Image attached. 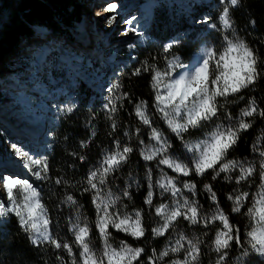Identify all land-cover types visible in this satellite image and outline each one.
Listing matches in <instances>:
<instances>
[{
    "label": "clouds",
    "instance_id": "clouds-1",
    "mask_svg": "<svg viewBox=\"0 0 264 264\" xmlns=\"http://www.w3.org/2000/svg\"><path fill=\"white\" fill-rule=\"evenodd\" d=\"M241 6L214 3L208 37L191 53L202 55L195 66L167 56L163 65L143 61L152 98L138 97L123 127L114 101L128 94L106 97L111 144L91 162L70 153L88 162L85 171L53 177L46 160L21 154L44 183L5 177L6 236L14 214L28 245L45 252L43 264H264V132L247 154L239 151L256 117L264 118L249 94L264 80V57L239 29L233 13Z\"/></svg>",
    "mask_w": 264,
    "mask_h": 264
},
{
    "label": "trees",
    "instance_id": "trees-1",
    "mask_svg": "<svg viewBox=\"0 0 264 264\" xmlns=\"http://www.w3.org/2000/svg\"><path fill=\"white\" fill-rule=\"evenodd\" d=\"M103 1L105 0H90L88 7L102 6ZM147 1L149 2L148 11L151 10L152 15L151 24L155 34L161 40V45L137 53L138 55L134 57L136 64L119 77L118 96H123L124 93L128 94L122 101L114 102L118 109V114L114 118L118 119L121 127L129 121L132 104L138 97L151 101L152 92L149 81L152 78V69L149 68L145 72L143 61L147 59L149 64L157 65L166 64L168 61L189 64L193 62L199 55L198 53L194 56L191 55L193 47L197 42L208 37L207 24L215 19L212 9L215 2L219 3V0H153L152 3L150 0ZM241 3L242 6L234 10L233 13L237 18L239 29H243L245 35L251 34L248 38L259 48L262 57H264V44L260 43V40L264 39V0H241ZM200 13L205 14L202 23H193ZM85 14V9L74 0H19L14 6L10 20L4 23L0 32V64L9 63V58L6 56L14 49L20 36H32V25L35 21L45 25L50 32L72 40L75 35L80 34L79 25ZM208 15L211 16L208 21H205V16ZM253 19L256 21L255 28L250 23ZM182 29L189 32V35L184 39L178 38L173 41L174 37L181 34ZM197 34L200 37L195 39ZM168 42H171L172 48L170 52L162 54V50ZM134 50L131 49V51ZM57 51L54 49V52ZM127 54L130 57L129 51ZM11 56H15L11 59H17V55ZM81 56L84 58L83 55ZM165 56L168 57V61L164 59ZM57 60L55 55L50 64L48 62L40 64L32 81L39 88L29 95L33 98V107L41 109L42 104H47L46 102L49 100L47 97H43L41 92L43 94L50 92V88L54 86L53 79L56 81L69 79L79 85L80 101L71 112L62 115L60 137L54 140L43 153V159L49 165L50 176H60L64 173L76 176L86 170L88 162L95 160L105 144H111L112 138H108L105 133V128L109 124L108 110L103 107L99 97L104 75L88 62L82 61L80 68L76 69L72 66L63 67L57 63ZM136 68L141 69L140 76L133 75ZM249 94L257 96L260 107H264V80ZM45 109L47 112H51L49 104ZM32 115L35 117L36 123L40 122L42 118L48 119V116L44 117L40 111L32 113ZM261 132H264V118L257 116L254 128L246 134V139L242 141L239 151L247 154L249 143L254 134ZM92 133H96V135L92 136ZM81 139L91 140L85 150H81L79 147ZM72 151L87 154L88 162L81 164L78 156L70 155ZM43 183L37 182V186ZM10 217L9 235L6 236V231L0 229V264H32V261H35L36 264H43V260L39 257H43L45 252L36 246L30 247L27 235L18 226L17 218L14 214H10ZM4 222V218H0V223Z\"/></svg>",
    "mask_w": 264,
    "mask_h": 264
},
{
    "label": "rangeland",
    "instance_id": "rangeland-1",
    "mask_svg": "<svg viewBox=\"0 0 264 264\" xmlns=\"http://www.w3.org/2000/svg\"><path fill=\"white\" fill-rule=\"evenodd\" d=\"M74 1L80 3L86 13L84 22H80L81 32L78 36L75 35L74 39L70 40L63 35L50 32L45 25L35 21L36 27L32 25V36H20L14 49L7 54L6 57L12 63L0 64V188L5 180L3 174L14 180L27 179L37 185L38 181L33 175L36 169L32 168L30 171L28 162L20 153L31 155L33 159H43L45 150L60 137L62 115L69 113L68 108L73 109L80 101L78 84L69 79L57 81L53 79L55 87H51L50 92L46 94L41 92L43 97L49 99L46 103L49 104L51 112L46 111L45 103L41 109L33 107V98L29 94L39 88L32 81L42 62L50 64L56 55L57 63L63 67L72 66L77 69L80 68L82 61L94 65L99 69V73L104 75L99 94L104 105L107 103L106 97L113 95V92L118 96L119 89H112V85L119 84V77L136 64L135 55L150 47L161 45V40L151 24L152 15L151 10L148 11L147 0L103 1L102 6L106 7L102 11L107 13L99 18L98 27L95 26L97 34L87 25V18L91 17L88 7L90 0ZM111 1L114 2L105 5ZM152 1L150 0L151 3ZM18 2L19 0H0V32L4 23L10 20L14 6ZM112 5L115 7H110ZM97 7L101 8L99 5ZM204 15L200 13L193 23L201 24ZM113 17L115 19L108 24L107 21ZM91 18H94V14ZM181 31L173 41L189 35L184 29ZM90 32L94 33L92 38ZM199 37L198 35L195 39ZM54 49L58 51L54 52ZM11 55H17V59H11L15 57ZM39 111L44 117L48 116V119L45 117L36 123L32 113ZM0 199H4L2 191ZM5 203L8 204L6 199Z\"/></svg>",
    "mask_w": 264,
    "mask_h": 264
},
{
    "label": "bare ground",
    "instance_id": "bare-ground-1",
    "mask_svg": "<svg viewBox=\"0 0 264 264\" xmlns=\"http://www.w3.org/2000/svg\"><path fill=\"white\" fill-rule=\"evenodd\" d=\"M114 1H111L109 4H111V3H113ZM106 7V6H105ZM105 7H101V8H98L97 7V10H101V11H99V12H97V13H99V15H97V13L95 12L94 13V18H87V25L89 26L88 28H90L95 34H97V30H96V28H95V26H97L98 27V21H100V19L99 18H101V17H103L107 12H103L102 10L105 8ZM85 16V15H84ZM84 16H83V19H82V23L84 22ZM96 18V19H95ZM104 20H106V18H104ZM79 29H81L80 28V26H79ZM93 32H90L89 34H90V37L92 38L93 36H94V33ZM201 59H202V55L201 54H199L197 57H196V59L190 64L191 66H195L196 64H198L200 61H201ZM9 63H12V61L11 60H9L8 61ZM5 170H7V171H9L8 169H5ZM10 172V171H9ZM3 176H4V178L5 177H9L8 175H5V174H3ZM1 182V181H0ZM4 182V181H3Z\"/></svg>",
    "mask_w": 264,
    "mask_h": 264
},
{
    "label": "snow or ice",
    "instance_id": "snow-or-ice-1",
    "mask_svg": "<svg viewBox=\"0 0 264 264\" xmlns=\"http://www.w3.org/2000/svg\"><path fill=\"white\" fill-rule=\"evenodd\" d=\"M110 7L114 8L115 6H114V5H112V6H110ZM113 20H114V19H113ZM20 154H23V153L21 152Z\"/></svg>",
    "mask_w": 264,
    "mask_h": 264
},
{
    "label": "water",
    "instance_id": "water-1",
    "mask_svg": "<svg viewBox=\"0 0 264 264\" xmlns=\"http://www.w3.org/2000/svg\"><path fill=\"white\" fill-rule=\"evenodd\" d=\"M107 3H110V2H107Z\"/></svg>",
    "mask_w": 264,
    "mask_h": 264
}]
</instances>
